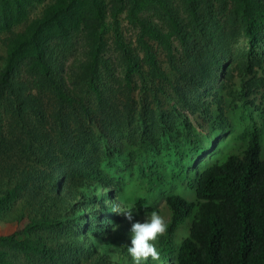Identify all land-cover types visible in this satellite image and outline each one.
I'll return each instance as SVG.
<instances>
[{
  "label": "trees",
  "instance_id": "16d2710c",
  "mask_svg": "<svg viewBox=\"0 0 264 264\" xmlns=\"http://www.w3.org/2000/svg\"><path fill=\"white\" fill-rule=\"evenodd\" d=\"M43 2L42 17L28 19ZM219 2L226 0H0V215L9 211L26 221L0 237V264H131L128 231L121 230L142 222L136 215L155 212V204L136 197L124 205L135 206L133 220L122 222L110 206L122 203L117 192L135 162L146 164L138 149L146 146L155 156L165 148L215 151L216 143L206 146L196 132L210 115L196 94L219 75L228 84L237 74H252L247 96L258 83L264 86V0H233L232 26L226 27L222 9L214 8ZM123 12L138 30L143 58L122 35ZM110 31L139 88L127 83L115 89L111 82L102 57ZM240 37L247 48L234 52ZM144 39L165 49L171 39L179 44L185 64L179 68L170 58L174 82L162 75ZM79 46L85 58L68 62ZM22 60L27 64L19 65ZM254 67L262 68L261 78ZM133 92L140 95L139 108ZM242 138L243 150L215 159L189 183L195 201L166 196L170 220L156 241L160 259L149 264H264L260 129L251 124ZM118 167L129 168L112 174ZM116 220L121 225L113 231ZM184 222L187 235L176 242Z\"/></svg>",
  "mask_w": 264,
  "mask_h": 264
},
{
  "label": "rangeland",
  "instance_id": "374dc122",
  "mask_svg": "<svg viewBox=\"0 0 264 264\" xmlns=\"http://www.w3.org/2000/svg\"><path fill=\"white\" fill-rule=\"evenodd\" d=\"M104 4H108L111 0H103ZM234 2L233 0H226L225 4L216 3L214 8L217 10L222 9V15H219L220 24L224 27L232 26L231 17L229 16V11L232 8ZM176 8L181 10V5L177 1L175 3ZM46 4L43 2L38 5L36 9H32L30 14H28V19L30 18H40L46 12ZM225 8V9H224ZM148 9L145 7V10ZM144 10V11H145ZM146 14V13H145ZM153 14L150 12L149 15ZM224 17V18H223ZM25 20V19H24ZM110 21V19H109ZM29 22L23 25L21 28H27ZM119 28L121 29L122 35L125 41L130 44L135 49H138V54L140 58H143L144 52H142L141 47L137 41L138 30L130 23L126 12L119 14ZM20 32L21 30L18 29ZM18 30H16L18 32ZM19 32V33H20ZM5 34V32H2ZM11 35V33L6 34V36ZM104 38L106 41V46L104 47L102 57L109 61L108 70L111 71L113 75L112 83L115 84V89H119V85L124 87L127 83H131L133 87H140L139 77L130 72L124 61L122 60L118 50L115 48L114 36L112 31L104 33ZM234 47V52H239L247 48V42L245 38L240 37ZM172 43L165 49L163 45L161 46L156 40H146L145 42L149 45L152 52L153 59L158 63L161 72L164 77H168L173 82L178 75L176 70H174L170 63V58L173 57L174 62H177V67H183L184 60L182 58L181 49L179 44L175 39H171ZM83 45V44H79ZM259 55L264 57V41L260 43ZM75 50H77L75 52ZM72 50L70 59L68 62L72 61L73 58L82 59V46L76 47ZM136 51V50H135ZM262 57V58H263ZM23 61V62H22ZM19 61V65H26L27 60ZM141 64L146 67V63L141 60ZM264 67V65L262 66ZM256 72L255 78L262 77V68L254 67ZM252 74L241 76L237 74L230 83H226L221 75H219L213 84L208 85L205 89H202L196 94L199 97V103H204L210 109V115L204 119V123L200 122L203 127H198L196 132H199L200 138H207L206 146H212L216 143V150L210 151L207 148L204 151H200L196 154L189 153L187 149L176 151L174 148L162 150L157 156L153 155L146 146H142L138 149V153L145 159L146 164L142 165V161H136L129 159L130 164L136 163L135 168H132V174L126 176L121 182L122 187H119V192L117 195L122 200L119 202L122 206L126 204H132L134 199L138 196H144L149 202L154 203L155 212L163 216L167 223L170 220L171 212L166 205L165 198L169 194H181L188 201H195L194 190L190 189L189 183H195V180L199 173H201L205 168L208 167L215 159H221L227 155L228 152H240L245 148L246 142L242 138V134L251 125L255 124L257 128L260 129L261 134V145L262 154L264 156V86L258 87L254 93L247 96L248 87L246 86V81L252 78ZM165 89H170V86L165 85ZM215 93V94H214ZM133 98L139 105L141 104L140 95L137 92H133ZM144 102H148V98L143 99ZM220 109L223 114L220 115ZM185 116L190 114L183 111ZM142 115V114H141ZM192 121L194 118L191 116ZM201 132V133H200ZM205 134L206 136H202ZM209 140V143H208ZM164 149V148H163ZM182 154L179 156V154ZM140 166H144V173L138 169ZM119 168V167H118ZM129 167L119 168L116 172H112L114 175H118L121 171H126ZM120 185V186H121ZM109 196L106 198L108 199ZM111 198V197H110ZM114 199L108 200L112 202ZM116 201V200H115ZM151 213L144 216L136 215V219L149 216ZM118 220V218H117ZM114 221V224L121 225V222L125 220V217L121 215V222ZM26 221L17 222V216L11 214L9 211L3 212L0 215V237H7L11 234L19 231L24 227ZM187 222L179 225L176 231L175 241L179 242L181 238L187 235ZM131 226H128V230L122 229L121 231L126 232V239L130 240V230ZM118 231V230H115ZM9 250H5L4 255H8Z\"/></svg>",
  "mask_w": 264,
  "mask_h": 264
},
{
  "label": "clouds",
  "instance_id": "9594fccd",
  "mask_svg": "<svg viewBox=\"0 0 264 264\" xmlns=\"http://www.w3.org/2000/svg\"><path fill=\"white\" fill-rule=\"evenodd\" d=\"M135 206H122L119 203H112L110 210L118 215L122 214L127 220H133ZM119 225L112 224L115 231ZM168 228L166 219L157 212H152L144 220L131 223L129 230L130 242L125 245L127 255L131 264H149V260L156 262L160 259V252L157 249L156 241Z\"/></svg>",
  "mask_w": 264,
  "mask_h": 264
}]
</instances>
